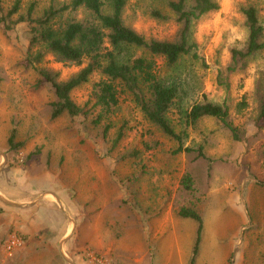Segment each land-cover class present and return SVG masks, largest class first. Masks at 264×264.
Returning <instances> with one entry per match:
<instances>
[{
	"label": "rangeland",
	"instance_id": "rangeland-1",
	"mask_svg": "<svg viewBox=\"0 0 264 264\" xmlns=\"http://www.w3.org/2000/svg\"><path fill=\"white\" fill-rule=\"evenodd\" d=\"M68 1L22 0V10L32 2L42 10L49 3ZM216 1L219 9L191 29L206 67L188 58L178 67L186 79L187 95L181 107L188 110L204 96L216 103L225 101L228 121L243 131V137L234 141L212 118L185 126L182 110L173 107L168 113L175 129L185 131L183 148L204 146L212 161L209 172L208 162L195 154H174L176 142L145 120L127 94H119L116 107L96 127L90 123L84 127L81 118L66 114L51 118L52 88L27 66L26 27L17 25L6 31L0 25V196L26 206L16 208L0 201V264H68L59 252V235L71 227L52 192L76 222L74 236L64 249L67 254L62 250L73 264H119L117 257L119 262H128L134 251L135 214L156 211L160 216L165 210L159 227L163 230L172 220L179 221L177 211L182 206L197 211L211 229L218 222L235 227L248 217L244 232L254 231V236L264 238V128L257 131L254 127L258 99L264 96V51L252 58L243 73L226 75L227 90L217 84L218 71L229 62V49L246 36L241 7L254 5L264 22V0ZM10 2L5 0V6ZM166 2L129 0L123 21L146 39L172 40L177 25ZM152 7L166 19L152 18ZM155 61L162 72V59ZM84 66L85 62L80 66L60 63L51 55L39 65L57 72L59 81ZM99 78L94 73L89 83L72 92V99L82 105ZM241 102L245 107L238 111ZM105 126L109 129L104 136ZM121 131V139L112 148ZM11 133L17 143L12 149L7 145ZM185 173L194 181L193 193L179 186ZM63 221L67 223L64 228ZM238 229L222 232L226 235ZM13 235L22 245L8 255L3 245Z\"/></svg>",
	"mask_w": 264,
	"mask_h": 264
},
{
	"label": "trees",
	"instance_id": "trees-1",
	"mask_svg": "<svg viewBox=\"0 0 264 264\" xmlns=\"http://www.w3.org/2000/svg\"><path fill=\"white\" fill-rule=\"evenodd\" d=\"M10 1L5 6V0H0V25L6 31L17 25L26 27L27 66L35 69L42 81L52 88L51 118L66 114L73 119L81 118L84 127H87L86 123L96 127L104 115L116 107L119 94H127L145 120L176 142L174 154H195L196 158L208 162V172L212 161L206 156L202 144L196 148H183L185 131L176 130L168 118L173 107L180 109L179 112L182 110L185 126L212 118L227 130L234 141L242 139L243 131L228 121L225 101L216 103L204 96L188 110L181 107L187 95L186 79L182 78L178 67L186 58L206 67L191 38V29L219 9L216 0H167L166 8L177 25L172 40L146 39L126 25L123 12L129 0H69L60 4L49 3L42 10L32 2L24 11L22 0ZM240 12L246 36L243 42L229 49V62L218 71L217 84L224 90L228 89V83L224 82L227 74L243 73L252 58L264 51V22L258 10L254 5H246ZM149 15L156 20L166 19L156 7H152ZM135 51H140L141 55L135 56ZM47 55L60 63L80 66L85 62V66L67 80L59 81L57 72L39 67ZM155 58L162 59V72L157 68ZM94 73L100 76L99 80L92 84L88 99L82 105L77 104L72 99V92L89 83ZM244 107L245 103L241 102L237 110ZM254 127L257 131L264 128V96L258 99ZM108 129V126L104 127V136ZM122 135V131L118 133L112 148L116 147ZM16 144L15 135L11 133L7 145L12 149ZM179 186L193 193L194 181L189 173L181 177ZM177 215L196 224L190 260L193 264L202 233V217L187 206L180 207Z\"/></svg>",
	"mask_w": 264,
	"mask_h": 264
},
{
	"label": "crops",
	"instance_id": "crops-1",
	"mask_svg": "<svg viewBox=\"0 0 264 264\" xmlns=\"http://www.w3.org/2000/svg\"><path fill=\"white\" fill-rule=\"evenodd\" d=\"M52 194L59 198L57 193L52 192ZM60 204L67 215L62 200H60ZM58 207L64 216L59 204ZM165 213L164 210L160 216H156L158 214L156 211L147 213L148 215L135 214L133 257L131 260L128 258V262H119L121 260L117 257L119 264H190L196 224L189 219L177 217L180 218L179 221L175 220L173 222L172 220V222L165 225L163 230H159L162 219L165 218ZM64 218L68 220L65 216ZM202 222V233L193 264H264V238L254 236V231L244 232V229L250 223L248 217L246 221L242 219L235 227L230 228L218 222L211 229V226L204 221L203 217ZM67 223L70 224V230L67 229ZM67 223L61 224L63 228L64 225L67 227H65V230L61 229L64 231H61L63 233L59 235L60 241L66 239L61 244V250L66 254L67 251L64 249H68L67 244L73 238L76 229V222H74V228L70 220ZM224 228H227V230L239 229L238 232L229 233L227 231L225 235L222 232ZM72 229L73 232L70 234ZM73 250L75 249L71 247L69 252L72 253Z\"/></svg>",
	"mask_w": 264,
	"mask_h": 264
},
{
	"label": "water",
	"instance_id": "water-1",
	"mask_svg": "<svg viewBox=\"0 0 264 264\" xmlns=\"http://www.w3.org/2000/svg\"><path fill=\"white\" fill-rule=\"evenodd\" d=\"M52 195L56 198L58 204L60 205L62 211L64 212V210H63V208H62V206H61V204H60V200H59V198H58L55 194H52ZM43 196H45V195L43 194V195H41L39 198H42ZM39 198L36 199L33 203L37 202V201L39 200ZM0 201H1L3 204H5V205H7V206H11V207H16V208H25V207H26V206H23V205H21V204H17V203H14V202H10V201L6 200L5 198H3V197H1V196H0ZM33 203H32V204H33ZM64 216H65L68 220L71 221V219L66 215L65 212H64ZM71 222H72V221H71ZM72 227L74 228V223H73V222H72ZM72 232H73V229H72V231H71L70 234H72ZM65 240H66V239H63V240L60 241V243H59V252H60L62 258H63L68 264H73L71 261H69L67 258H65V257L63 256V253H62V250H61V244H62Z\"/></svg>",
	"mask_w": 264,
	"mask_h": 264
},
{
	"label": "built area",
	"instance_id": "built-area-1",
	"mask_svg": "<svg viewBox=\"0 0 264 264\" xmlns=\"http://www.w3.org/2000/svg\"><path fill=\"white\" fill-rule=\"evenodd\" d=\"M22 240L18 238L17 236H11L9 237L6 242L3 245V251L4 253L11 255L16 249L21 247Z\"/></svg>",
	"mask_w": 264,
	"mask_h": 264
}]
</instances>
